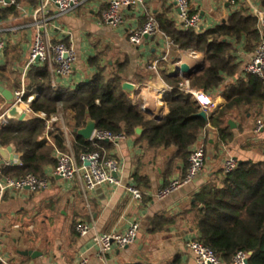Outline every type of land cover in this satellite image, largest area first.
<instances>
[{
    "label": "crops",
    "instance_id": "1",
    "mask_svg": "<svg viewBox=\"0 0 264 264\" xmlns=\"http://www.w3.org/2000/svg\"><path fill=\"white\" fill-rule=\"evenodd\" d=\"M15 2L1 7L4 10L0 12V39L6 43L5 51L0 54V68L4 70L0 84L13 95L23 82L25 88L28 84L31 68L27 69V63L35 35L33 14L39 0ZM189 3L191 13L201 17L199 32L220 25L241 5H245L253 16L256 11L264 12V0H236L234 5L228 0H189ZM108 6L109 0H83L77 11L51 22L49 40L73 45L78 56L69 78L53 75L48 67L52 86L75 90L91 81L98 67L107 73H120L123 84L135 85L130 94L139 109L148 119L161 121L169 113L165 99L173 89L166 78L179 76L185 79L180 72V66L185 63L193 69L187 74L190 80L197 68L205 67V57L197 52L193 55L192 51L177 50L163 35L147 38L141 46L129 42V33L141 27L149 17L168 18L181 29L179 9L174 0H145L143 8L125 10V22L117 28L100 21ZM234 43L240 69L236 77L226 79L225 85L245 75V66L253 55L246 51L245 41ZM154 63H157V70L151 68ZM43 65L46 64H36ZM224 88L211 94L216 108L209 114V120L227 103L222 93ZM8 108L6 99L0 94V125L11 121L3 117ZM70 117L72 113L64 111L65 122ZM259 119H264V107L257 116L247 113L244 108L232 113L229 122L234 124V127L231 125L234 138L221 146L219 152L214 150L218 142L217 131L209 123L197 141L203 142L207 149L203 170L193 183L162 200L155 194L171 180L186 175L189 158L174 161L175 147L149 150L137 140L143 132L124 136L104 149L108 158L118 164L115 173L121 183L118 186L105 184L84 192L82 181L62 180L54 176L55 166L47 167L49 189L35 193L8 191L0 201V264H79L82 258H87L89 264H196L186 243L196 239L198 233L191 229L183 213L208 179L214 174L223 178L227 157L238 162L264 161V131H256ZM65 139L72 149L74 131L67 129ZM6 147H12L14 160L6 159L0 153V177H4L1 172L7 162L11 166L21 165V154L13 145ZM132 184L144 193L142 201L131 198L127 188ZM159 215L163 217L160 231L150 232L152 221ZM133 222L141 225L136 242L125 249L114 246L106 260H102L92 239L94 232L124 233ZM79 223H86L93 229L87 237H81L76 231ZM28 251L38 254L26 255Z\"/></svg>",
    "mask_w": 264,
    "mask_h": 264
},
{
    "label": "trees",
    "instance_id": "2",
    "mask_svg": "<svg viewBox=\"0 0 264 264\" xmlns=\"http://www.w3.org/2000/svg\"><path fill=\"white\" fill-rule=\"evenodd\" d=\"M2 9L0 7L1 13ZM156 20L177 50L204 55L205 67L190 77V84L210 94L224 86L225 106L209 121L196 116L200 112L199 105L189 93L178 88L182 79L170 76L166 79L173 89L165 99L169 113L161 121H155L148 119L131 94L123 89L120 73H107L98 67L91 81L77 89H58L52 86L48 66L34 65L29 72L27 96L36 95L31 108L36 113L46 114V118L35 116L23 122L11 120L0 125V145H13L21 154V165H5L3 176L33 174L44 178L46 168L57 165L56 151H69L61 124L54 122L49 130L47 128V121L59 107L72 113L65 122L69 130L85 128L90 120L95 122L97 129L121 136H136V129L140 127L143 133L137 137L138 142L149 150L175 147L174 161L190 157L191 149L209 123L217 131L214 150L219 152L221 146L234 138L229 123L232 113L244 108L257 116L264 107V77L245 73L225 85L226 79L236 77L240 69L234 42L245 41L246 51L253 54L260 41L258 20L245 5L220 25L203 32L179 29L168 18ZM3 75L4 70L0 68V77ZM46 132L52 139L50 144ZM74 133L72 149L76 156L98 150L108 158L104 149L111 142L90 141ZM183 215L191 229L197 231V239L219 254L224 263L231 264L235 254L244 251L249 254L248 264H264V161L238 163L237 168L223 178L214 174L193 195ZM152 222L150 232H158L163 217L159 215Z\"/></svg>",
    "mask_w": 264,
    "mask_h": 264
},
{
    "label": "built area",
    "instance_id": "3",
    "mask_svg": "<svg viewBox=\"0 0 264 264\" xmlns=\"http://www.w3.org/2000/svg\"><path fill=\"white\" fill-rule=\"evenodd\" d=\"M179 9V26L182 30L195 29L201 30V17L198 14H192L189 0H174ZM231 4H235L236 0H228ZM15 0H0V7H7L15 4ZM83 0H39L33 14V27L35 35L30 50L27 69L39 64H46L52 71L53 75H59L69 78L73 75L77 64V51L73 45H67L64 42H52L48 38V28L52 21L60 19L65 15L74 13L81 7ZM145 0H109L108 8L101 15V23L113 28L120 27L125 22L124 12L131 8H143ZM255 17L258 20V31L260 36L259 44L253 53L250 61L245 66V73L258 77H264V12L256 11ZM167 35L161 31L156 18L149 17L147 21L139 28L129 33V42L135 46L143 45L145 39L154 38L156 36ZM168 38V37H167ZM6 43L0 39V54L5 51ZM195 53L193 52V55ZM185 64V63H184ZM183 65V64H182ZM180 66V72L182 70ZM157 70V63L151 67ZM55 87V85H53ZM181 91L189 93L193 100L200 105L201 111L207 113V116L216 106L212 95L203 89L193 88L190 80L183 79L178 83ZM35 94L27 96V90L24 82L22 87L15 91V104L19 105L27 117L39 116L46 118L44 113H36L31 108V102L35 99ZM6 116V113L3 117ZM57 122L63 127L67 135V127L65 125L64 110L59 107L57 112L53 114L47 121L48 130L51 124ZM256 131H264V119H259L256 123ZM48 142L52 143V139L48 132L45 133ZM124 136L115 135L108 130L95 129L90 141L96 142H115ZM0 147H2L0 145ZM207 149L203 142H198L193 147L189 157V167L185 176L173 179L169 184L159 190L155 197L159 200L166 199L183 187L193 183L197 176L203 170L206 163ZM57 165L54 168V176L65 180H80L83 183L84 192L93 191L97 187L105 184L120 185V181L115 177L118 169L117 162L112 158H105L98 150L92 152H82L78 156L75 155L73 149L67 152L56 151ZM238 161L233 157H227L223 164V173L225 175L232 173L238 166ZM6 165L11 166L10 162ZM50 187V181L46 177L38 178L33 174H27L22 177L4 176L0 177V201L8 191L32 193L46 191ZM131 198L140 202L144 198V193L135 185H129L127 188ZM92 228L86 223H79L76 231L81 237H87ZM141 225L139 222L131 223L130 227L120 234L116 233H99L94 232L93 241L98 248L99 256L102 260H106L109 252L116 246L125 249L133 245L140 233ZM187 250L194 256L196 264H224L221 256L213 249L206 246L197 238L186 243ZM249 254L244 251H238L233 257L231 264H245ZM79 264H89L87 258H82Z\"/></svg>",
    "mask_w": 264,
    "mask_h": 264
},
{
    "label": "water",
    "instance_id": "4",
    "mask_svg": "<svg viewBox=\"0 0 264 264\" xmlns=\"http://www.w3.org/2000/svg\"><path fill=\"white\" fill-rule=\"evenodd\" d=\"M36 63L37 64L40 63L39 59L36 60ZM203 68H204V66L201 68H197L196 70L200 71ZM192 70L193 69L189 65L183 64L181 74L185 79H188L187 74H190L192 72ZM123 89L129 93H133L135 90V85H133L130 82H125L123 84ZM0 94L6 99L7 104L9 105V108L6 111V117L9 120H16V121H20V122L25 121L27 119V115L24 113V111L22 110V108L19 105L15 104V97H14L13 93L10 90L4 88L0 84ZM196 116H200L207 121L209 120L207 113L204 111H200L199 113L196 114ZM229 123H230V125H232V127H234V124L232 121H230ZM95 129H96L95 122L90 120L85 128H82L79 130L76 129V130H74V132L78 133L80 136H82L86 140H90ZM142 132H143L142 128L139 127L136 129L137 134H141ZM12 151H13L12 147H6V148L0 147V153L2 155H4V157L6 159H10V161L14 160V155L12 154ZM239 163H241V161ZM25 254L34 256L38 253H34L33 251H28V252H25ZM248 263H249V259L247 258L245 261V264H248Z\"/></svg>",
    "mask_w": 264,
    "mask_h": 264
}]
</instances>
